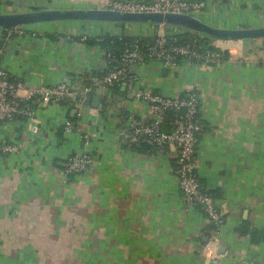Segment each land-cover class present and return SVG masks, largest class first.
<instances>
[{
    "label": "crops",
    "instance_id": "0c3cea01",
    "mask_svg": "<svg viewBox=\"0 0 264 264\" xmlns=\"http://www.w3.org/2000/svg\"><path fill=\"white\" fill-rule=\"evenodd\" d=\"M107 1L0 0V14L102 7ZM193 1L204 3L195 16L214 26L264 27V0ZM9 30L0 27V66L11 78L29 88L65 85L72 97L33 101L38 133L23 120L0 123V144L18 148L0 153V264H264L261 39L217 41L230 54L219 65L180 59L175 67L158 61L135 66L134 91L115 97L104 92L94 106L84 101L87 92L99 95L92 75L105 72V51L84 40L153 37L162 29L65 21L21 27L12 38ZM143 89L199 97L196 173L224 220L216 242L204 209L188 205L179 187L177 146L135 149L144 139L128 131L130 122L152 121L139 95ZM67 122H74L72 130ZM173 123L163 130L173 131ZM82 153L93 157V165L65 175L69 158Z\"/></svg>",
    "mask_w": 264,
    "mask_h": 264
},
{
    "label": "built area",
    "instance_id": "2783aa9c",
    "mask_svg": "<svg viewBox=\"0 0 264 264\" xmlns=\"http://www.w3.org/2000/svg\"><path fill=\"white\" fill-rule=\"evenodd\" d=\"M102 7L126 12H172L195 15L202 10L204 3L193 0H108ZM156 27L162 29L163 32L154 35L155 40L148 46L142 47L140 44H136V46L126 49L119 57L105 52V74L95 75L93 84L108 89V93L116 85L122 86L128 92H131L135 90L137 80L131 73V69L135 66H144L146 60L158 61L166 67H175L180 59L213 66L223 62L220 51L229 52V49L224 50L216 45L220 39H214L212 42V45L220 51L211 48L205 49L201 45V37L205 38L203 35L195 33L196 38L193 41L179 43L176 37L189 32L188 30L163 24L156 25ZM18 32V28L10 29L8 37L12 38ZM139 95L149 105L152 121L145 126L130 122L132 134L137 138L143 137L145 142L159 148H164L167 145L177 146L179 187L188 205L192 207L200 206L204 209L210 221L216 227L211 237V243L216 242L224 220L217 209L213 196L203 190L196 173L197 148L203 131L201 103L198 95L191 91L185 95L167 97L153 94L144 89L139 92ZM71 97L72 92L65 85L29 88L21 80L11 78L9 73L0 66V123L23 120L29 123L35 133H38V128L33 123L35 118L33 101L35 99H41L44 102L59 101ZM182 109L186 110V115L181 116L173 123V131H164V115L166 112H178ZM73 128L74 122H67L66 129L69 131ZM83 138L89 141V133H85ZM17 150L18 148L15 145L0 144L1 154L6 155ZM93 162V157L89 154H75L68 160L65 175L87 171L93 165Z\"/></svg>",
    "mask_w": 264,
    "mask_h": 264
},
{
    "label": "water",
    "instance_id": "95a60500",
    "mask_svg": "<svg viewBox=\"0 0 264 264\" xmlns=\"http://www.w3.org/2000/svg\"><path fill=\"white\" fill-rule=\"evenodd\" d=\"M95 21L123 24H155L172 25L220 40H253L264 37V27L222 28L201 20L195 15L172 12H126L103 7L43 9L22 13L0 14V27L6 29L21 28L46 22ZM108 89H99V95L86 93L85 105L93 103L99 106L101 95ZM123 98H119L122 102Z\"/></svg>",
    "mask_w": 264,
    "mask_h": 264
},
{
    "label": "trees",
    "instance_id": "16d2710c",
    "mask_svg": "<svg viewBox=\"0 0 264 264\" xmlns=\"http://www.w3.org/2000/svg\"><path fill=\"white\" fill-rule=\"evenodd\" d=\"M177 38V42L179 43H187L190 41H193L196 38L195 33L192 32H187V33H183L179 36L176 37ZM202 39V40H201ZM201 45L203 48H211L214 49L216 51H220L218 49H216L214 47V45H212L214 39L212 38H203L201 37ZM262 40V44L259 47V51L264 54V37L263 38H258ZM80 40V39H79ZM82 40V39H81ZM155 40V37H142V36H127V35H122V36H115V35H111V34H105L102 36H97V37H90V38H86L84 40V42L88 45V46H99L102 50H104L106 53H111L114 56L119 57L121 54H123V52L128 49V48H132L134 46H136V44H140V46L145 47L146 45H150L153 43V41ZM222 54V59L223 61L228 59V57L230 56V54L228 52H222L220 51ZM150 62V60H146V63ZM100 74V73H99ZM105 72L103 74L100 75H104ZM97 74H93L92 76L94 77ZM93 80V79H92ZM111 95L113 97L115 96H121L124 95L126 93V88H123L122 86L116 85L113 86L111 89ZM186 115V110L182 109L178 112L175 111H167L166 114L164 115V125L167 123L172 124L173 122L177 121L181 116H185ZM164 127V126H163ZM129 132L132 131V129H128ZM154 148H156L153 145L148 144L145 141H142L140 143V145L138 147H136L135 149L141 153H150L151 151L155 150Z\"/></svg>",
    "mask_w": 264,
    "mask_h": 264
},
{
    "label": "rangeland",
    "instance_id": "374dc122",
    "mask_svg": "<svg viewBox=\"0 0 264 264\" xmlns=\"http://www.w3.org/2000/svg\"><path fill=\"white\" fill-rule=\"evenodd\" d=\"M238 41H241V40H238Z\"/></svg>",
    "mask_w": 264,
    "mask_h": 264
}]
</instances>
